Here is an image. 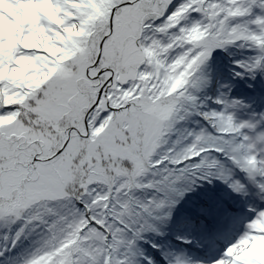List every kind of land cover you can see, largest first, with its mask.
Masks as SVG:
<instances>
[{"label": "snow or ice", "instance_id": "snow-or-ice-1", "mask_svg": "<svg viewBox=\"0 0 264 264\" xmlns=\"http://www.w3.org/2000/svg\"><path fill=\"white\" fill-rule=\"evenodd\" d=\"M229 46L255 53L236 76L264 75V0H0V234L39 233L17 264H155L140 244L177 197L213 180L246 194L237 172L264 193V113L198 95ZM251 211L212 264H264Z\"/></svg>", "mask_w": 264, "mask_h": 264}, {"label": "trees", "instance_id": "trees-1", "mask_svg": "<svg viewBox=\"0 0 264 264\" xmlns=\"http://www.w3.org/2000/svg\"><path fill=\"white\" fill-rule=\"evenodd\" d=\"M254 54V51L248 48L237 46H229L225 50L217 49L205 69L208 82L198 93L201 104L206 105L208 109L218 110L219 106L215 103V98L226 91L230 99L240 100L247 108L264 113V75L258 74L255 79L247 75L243 77L235 75V72L239 71L235 61L247 60ZM222 85H228L229 88L224 89ZM242 86L247 90L244 91ZM192 128H198L195 120L178 126L176 138L181 137L185 129ZM237 176L248 185L247 189H250L244 174L237 172ZM136 195L140 199H147L153 193L143 190ZM245 196L246 194L233 192L220 180L198 184L195 191L186 193L183 198L177 197L179 202L171 210L170 217L151 219L159 229V233H148L147 242L140 244V251L150 257L155 264H167V260L172 257L187 259L204 256L193 248L194 245L203 244L206 240L228 239L234 229L238 228L239 221L243 217L244 211L240 206L246 203ZM191 205L196 207L199 217L189 214L186 207ZM227 221L230 225L222 232L221 229ZM38 238L39 233L33 232L12 247L11 241L4 240L3 235L0 234V249H6L4 256L0 257V264H17L20 257L29 254L36 247ZM152 244L158 247L153 248Z\"/></svg>", "mask_w": 264, "mask_h": 264}, {"label": "rangeland", "instance_id": "rangeland-1", "mask_svg": "<svg viewBox=\"0 0 264 264\" xmlns=\"http://www.w3.org/2000/svg\"><path fill=\"white\" fill-rule=\"evenodd\" d=\"M237 116L239 118H243V119H250V118H253L254 116H258V113L252 112L248 108H243V109H241V110H239L237 112ZM262 195H264V193H262ZM249 196L251 197V195H249ZM251 199H249V200H251ZM253 203L252 204L249 203L248 207L250 209H254L255 207L257 209L264 208V200L261 203H256V205H254ZM252 218H253V214L251 215L250 220ZM247 223L248 222H243L242 223L240 231L237 233V235L233 239H230L229 241H227V242H225L223 244L218 243V244H215V245H208L207 247L206 246L201 247L200 250L202 252H205V251L208 252L209 251V254H210L209 258H204L202 256H197V257H193V258L188 259V260H191V261L195 262V264H212V260H213L214 257H217V256L221 255L223 253V251L226 249V247L230 243L234 242L240 235L243 234V232L246 230ZM212 242H216V241L215 240L214 241H210V243H212Z\"/></svg>", "mask_w": 264, "mask_h": 264}]
</instances>
